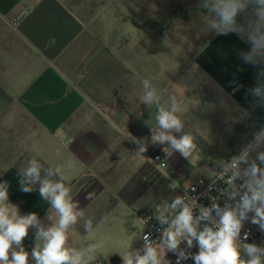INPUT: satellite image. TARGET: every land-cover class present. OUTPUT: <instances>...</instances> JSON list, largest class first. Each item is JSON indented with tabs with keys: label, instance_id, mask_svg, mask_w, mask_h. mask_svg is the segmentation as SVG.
<instances>
[{
	"label": "crops",
	"instance_id": "1",
	"mask_svg": "<svg viewBox=\"0 0 264 264\" xmlns=\"http://www.w3.org/2000/svg\"><path fill=\"white\" fill-rule=\"evenodd\" d=\"M66 1L0 0V169H8L0 182H9V200L22 215L35 212L43 219L49 205L38 185L31 193L20 190V166L32 157L52 167L74 161L65 169L66 184L93 219L94 231L85 234L78 224L73 246L109 247L114 238L125 241V210L143 224V215L125 202L139 194L137 146L128 138L149 142L150 127L156 126L155 106L149 109L139 99L142 80L152 77L156 88L175 94L186 130L205 142L216 136L224 115H234L235 125L246 119L264 125V107L253 110L248 91L258 68L239 58L249 45L236 34L207 37L200 0ZM118 11L151 41H111L105 30ZM22 12L27 16L15 24ZM207 104L214 107L211 114L203 110ZM238 108L251 117L241 119ZM89 192L91 200L85 199ZM34 240L30 229L27 251Z\"/></svg>",
	"mask_w": 264,
	"mask_h": 264
},
{
	"label": "clouds",
	"instance_id": "2",
	"mask_svg": "<svg viewBox=\"0 0 264 264\" xmlns=\"http://www.w3.org/2000/svg\"><path fill=\"white\" fill-rule=\"evenodd\" d=\"M199 8L207 14L208 33H234L249 45L247 51L238 55L244 64L258 68L257 83L248 91L255 98L253 110L264 107V0H200ZM153 79L142 80L143 94L139 97L149 109H156V126L150 127L149 142L164 145L167 155L171 149L191 161L202 153V146L186 130L177 96L156 88ZM238 111L241 119L251 117L248 109ZM105 119L117 131L124 132L109 117ZM128 140L137 146V154L148 150L149 142H142L144 139L130 135ZM211 164L212 167L204 166L202 174L210 183L206 193L201 194L207 196L210 204L199 203L201 197L190 194L196 189L183 185V195L173 196L153 214L159 224L155 228L157 239H152V232L144 231L145 222L139 235L112 252L120 256L122 264H173L169 254L176 257L175 264L188 260L194 264H264V244L247 242L251 232H242L250 223L264 233V125L252 132L251 139L237 154L228 159H211ZM73 166L72 160L65 165L45 166L35 157L20 166V190L31 193L38 185L40 198L49 205L43 219L35 212L22 215L9 200V182H0V264H89L102 254V244L92 243L79 249L73 246L78 224L85 234L94 231L93 219L86 218L85 210L66 184L65 169ZM7 171L0 169V176ZM169 187L175 190L180 184L173 180ZM213 191L217 195H211ZM92 198L91 192L85 197ZM132 227L136 225L133 223ZM30 229L35 237L31 252L24 246ZM135 239L142 241L141 247L133 248ZM193 248L198 251L193 253Z\"/></svg>",
	"mask_w": 264,
	"mask_h": 264
},
{
	"label": "rangeland",
	"instance_id": "3",
	"mask_svg": "<svg viewBox=\"0 0 264 264\" xmlns=\"http://www.w3.org/2000/svg\"><path fill=\"white\" fill-rule=\"evenodd\" d=\"M62 1L63 5L67 2L66 0ZM114 16L117 17V19L105 30L111 41H122L121 39H124V37H126L125 41H139L141 36H143V41H151L150 36H145V34L142 35V32H140L142 30H135L130 24H125L124 21L128 20L124 19L121 11L120 13L118 11ZM139 18L145 19L142 15H140ZM135 33L136 38L134 37ZM139 33H141L140 36ZM206 33L209 38L214 34V32L208 33V31H206ZM100 41H103V39ZM203 110L211 114L214 107L213 105L207 104ZM223 112L231 111L224 108ZM223 117V125L216 133V136L210 137L209 141L205 142L198 139L199 145L202 146V153L191 161L185 160L179 153H174L171 149H168L170 151L168 165L166 168L161 169L154 163L153 158L165 147L164 145H152L147 155H145V153L143 155L136 153L134 158L135 171H139V174H136V189L139 194H137L135 202L125 199L127 206L138 215L144 216V213L150 208L161 205L166 201L170 202L171 198L175 195H183V185L191 187L198 179L206 177L202 173L205 165L211 167V159H228L233 154L238 153L240 148L251 139L252 132L260 127L257 123L251 122L248 119L242 121L239 125H235L236 117L234 115L229 117L224 115ZM133 149L136 150V147ZM165 173H168V178L165 177ZM173 180L180 184L178 189L173 190L169 187ZM123 214L127 227L125 241H120L119 243L117 239L114 238V242L109 247L103 246V257L101 259L107 262L114 250L120 248L124 242L132 241L133 237L139 235L143 230V224L137 216L127 210H125ZM133 223L136 225V228L132 227ZM132 246L133 248H139L142 244L139 239H135ZM168 259L175 264L172 254L168 255Z\"/></svg>",
	"mask_w": 264,
	"mask_h": 264
},
{
	"label": "built area",
	"instance_id": "4",
	"mask_svg": "<svg viewBox=\"0 0 264 264\" xmlns=\"http://www.w3.org/2000/svg\"><path fill=\"white\" fill-rule=\"evenodd\" d=\"M26 16H27L26 12L20 13L14 20L15 24L20 23ZM168 158H169V155H167L162 149L154 156L153 160L157 166L163 169V168H166L168 165ZM201 181H203V183H201ZM209 183L210 181L207 179V177H202L193 184V187L196 189V192L195 193L190 192L191 195L200 196L201 198L198 202L204 204L205 206H208L210 204V201L206 195H201V194L206 193ZM211 195H217V193L213 191ZM222 205H223V201H221V206ZM158 206L160 205H156L150 210H148L142 218L143 224L146 222L144 231L152 232V239H157L159 236V233L155 231V228L159 227V224L155 220L154 215H153L156 212V209L158 208ZM246 230H250L251 232L247 242L249 243L255 242L257 244H264V233H261L258 230L257 226L251 225L250 223H246L242 232ZM181 246L184 247V245H181ZM191 251L195 253L198 251V248H193ZM175 259L176 257L174 256V263H175ZM96 264H113V263L110 260L107 262L103 259H99L97 260ZM182 264H194V262L192 260H188V261L182 262Z\"/></svg>",
	"mask_w": 264,
	"mask_h": 264
},
{
	"label": "trees",
	"instance_id": "5",
	"mask_svg": "<svg viewBox=\"0 0 264 264\" xmlns=\"http://www.w3.org/2000/svg\"><path fill=\"white\" fill-rule=\"evenodd\" d=\"M249 121H252V120H249ZM241 124V123H240ZM258 125V124H257ZM259 126V125H258ZM113 264H122V261L120 258L118 257H111L109 259Z\"/></svg>",
	"mask_w": 264,
	"mask_h": 264
}]
</instances>
